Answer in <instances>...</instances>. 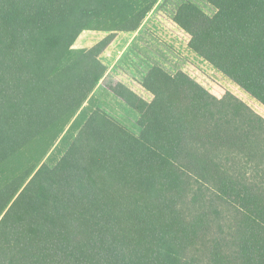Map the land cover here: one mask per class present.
Listing matches in <instances>:
<instances>
[{
  "label": "trees",
  "instance_id": "16d2710c",
  "mask_svg": "<svg viewBox=\"0 0 264 264\" xmlns=\"http://www.w3.org/2000/svg\"><path fill=\"white\" fill-rule=\"evenodd\" d=\"M202 1L211 13L188 7L170 18L193 51L264 106V0ZM156 4L0 0V264L15 263L36 228L48 234L28 264H264V190L233 164L234 145L264 137V120L184 73L150 69L167 93L151 90L140 134L97 110L56 168H38L106 75L101 55ZM85 30L109 35L75 49Z\"/></svg>",
  "mask_w": 264,
  "mask_h": 264
},
{
  "label": "rangeland",
  "instance_id": "374dc122",
  "mask_svg": "<svg viewBox=\"0 0 264 264\" xmlns=\"http://www.w3.org/2000/svg\"><path fill=\"white\" fill-rule=\"evenodd\" d=\"M156 5L157 11L164 20H167L168 24H173L170 16L181 8L193 7L198 11L211 13L210 7L202 0H157ZM161 30L181 44L176 47L164 33H155L150 28H137L135 30L139 31L137 44L125 51L121 62H115L107 66L106 75L98 83L101 86L100 90L103 95L110 96L109 102H107L109 103L108 107L110 108L111 106V112H107L105 105H102L103 103L94 101L95 104L91 105L93 112L86 119H89L97 110H103L134 133L140 134V111H147L152 99L151 90L155 92L161 90L167 93L148 77L150 69L154 66H159L171 75H177L180 72L186 74L215 99H223L227 93H231L238 101L248 106L247 111L254 119L264 120V106L261 103L199 57L195 61L183 54L186 52L184 46L188 45L189 42V36L186 33L179 27L161 28ZM96 87L92 93H94ZM99 95L102 97V93H99ZM98 98L100 99V97ZM167 98L175 105H180L176 97L169 95ZM116 111L120 112L117 113ZM77 115L78 112L71 119L66 131L55 146L47 154L37 158L38 168L43 163H46L51 168H56L67 155L81 129L88 121L83 122L82 115L75 120ZM74 121V126L70 128L71 123ZM226 126H228V123H226ZM263 142L264 137L251 136V139L246 143L245 149L241 150V145H236L235 143L233 147V164L237 175H245L251 181L250 186L257 194H263L264 190V162L259 164L256 159L259 150L264 151ZM247 155L251 156V161L254 165L249 163ZM224 172H226V169ZM229 172L235 174L233 170ZM36 229L38 230L37 232L31 230V232L25 233V237L20 240L17 248L22 244L23 249L21 251L15 250L13 256H10L14 257L15 254V263L13 264H28L35 255L36 246L48 234L46 230ZM33 234L37 236H33ZM3 264H10L9 260ZM109 264H127V262L118 256H114Z\"/></svg>",
  "mask_w": 264,
  "mask_h": 264
},
{
  "label": "crops",
  "instance_id": "0c3cea01",
  "mask_svg": "<svg viewBox=\"0 0 264 264\" xmlns=\"http://www.w3.org/2000/svg\"><path fill=\"white\" fill-rule=\"evenodd\" d=\"M156 7H157V5L155 7L150 8L148 10V12L146 13L144 19L142 20V22H141V24H140V26L138 28H150L155 33H159V32L164 33V32H162L161 28H177L176 25L173 23V21H172V23L174 25L171 24V23L168 24L167 20H164L161 17V15L157 11ZM138 32L139 31L119 32L116 35V38L112 42V44L101 55L102 62L106 66L114 64L115 62H121L123 60L125 51L128 48L133 47V46H135L137 44V34H138ZM108 35H109V32H106V31L85 30L79 35V37L75 41L73 47L75 49L90 48V47L94 46L95 44H97L98 42H100L105 37H107ZM165 35H167V34H165ZM167 38L176 47L179 46V44H181L176 39L172 38V36L167 35ZM184 50H186V52H184L183 54L188 56V57H190L191 60H195L196 61V59H198L197 57H199L206 64L210 65V67H212L216 71H219L212 64H210L208 61H206L204 58H202L200 55H198L195 51H193L189 47V44L184 46ZM219 73H220V71H219ZM100 87L101 86H99V85L96 87V90L94 91V93H92L90 98L79 109L78 115L76 116L75 120L77 119V117L82 115L83 122L87 121L88 119H86V118H88L90 116L91 112H93L91 105L95 104L94 101H96L98 103H101V104L103 103L102 105H105V108L107 109V112H109V113L111 112V106H110V108L108 107V105H109L108 102H109L110 96L103 95V92L100 90ZM99 93H102V97L99 95ZM98 97H100V99ZM119 112H117V113H119ZM74 123H75V121L71 123L70 128L72 126H74Z\"/></svg>",
  "mask_w": 264,
  "mask_h": 264
}]
</instances>
